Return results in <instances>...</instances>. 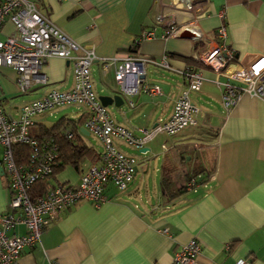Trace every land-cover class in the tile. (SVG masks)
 Wrapping results in <instances>:
<instances>
[{
    "label": "crops",
    "instance_id": "1",
    "mask_svg": "<svg viewBox=\"0 0 264 264\" xmlns=\"http://www.w3.org/2000/svg\"><path fill=\"white\" fill-rule=\"evenodd\" d=\"M32 1L70 38L93 47L96 59L90 72L96 95L119 92L124 99L120 107L106 106L117 124L139 133L171 114L174 100L185 87L182 75L147 65L145 82L158 85L160 93L132 96L121 92L114 75L119 58L126 53L155 58L166 53L173 67L187 64L198 46L182 33L163 36L169 19L179 24L192 16L170 8L177 0ZM195 13L200 29L210 37L218 26L225 27L224 43L234 50L235 63L248 64L264 56V0H207ZM159 15L165 18L160 21ZM148 29H153L154 37L140 41L141 33ZM12 30L6 21L0 33L4 38ZM196 68L204 77L200 89L190 93L197 124L175 135L156 134L141 148L145 152L115 139L120 150L136 159L127 187L119 189L108 182L99 206L81 201L61 211L41 232L38 242L23 248L19 264H170L191 238L201 244L196 264H234L239 259L264 264V97L243 93L224 110L221 83L225 77L205 66ZM41 70L46 81L31 83L21 92L16 72L0 67V99L7 114L16 115L24 102L50 89L72 87V62L51 56ZM27 94L32 98L20 105L10 102ZM72 106L35 115L30 134L38 137L57 122L72 121L78 127L76 143L100 154V144L94 139L100 146L97 149L87 141L92 135L80 131L86 109ZM67 130L68 125L61 129L63 133ZM16 153L15 158H20ZM187 160L192 162L185 164ZM93 163L86 159L79 170L64 165L47 184L75 186ZM163 165L174 169L175 187L184 185L187 176L200 169L199 182L169 200L160 186ZM181 170L184 178H180ZM8 197L7 176L0 167V212L7 210ZM13 232L24 234V226H16Z\"/></svg>",
    "mask_w": 264,
    "mask_h": 264
},
{
    "label": "built area",
    "instance_id": "2",
    "mask_svg": "<svg viewBox=\"0 0 264 264\" xmlns=\"http://www.w3.org/2000/svg\"><path fill=\"white\" fill-rule=\"evenodd\" d=\"M207 0H177L170 8L192 15L182 23L173 19L165 23L163 36L187 33L198 48L192 58L216 75L225 77L221 83V103L224 110L233 106L241 94L264 97V56L248 64L235 63L234 50L224 43L225 27H217L212 37L199 27L195 9ZM220 17L224 14L219 13ZM165 15H159L161 21ZM6 21L13 30L0 39V67H9L16 72L15 82L24 92L31 83H44L46 77L42 66L51 56L72 62L73 84L69 90L50 89L38 98L24 102L19 112L7 114L0 99V167L7 176L9 193L7 210L0 212V264H19L24 247L39 241L41 232L58 214L81 201L99 206L104 201L103 188L112 182L117 188L125 189L134 175V155L120 150L115 139L140 150L156 134L175 135L182 129L197 124V109L190 93L198 91L204 77L199 68L185 64L181 68L172 66L169 55L160 57L126 53L119 58L115 70V82L121 92L132 96L139 92L155 95L160 88L145 82L147 65H156L182 75L185 87L173 103L171 114L155 126L139 129L135 133L117 124L96 95L91 79L90 66L96 55L93 47L82 45L70 38L49 17L38 10L32 0H0V31ZM154 37L153 29L145 30L141 40ZM63 105H76L86 109L84 127L100 144V159L81 174L74 186L64 184L48 185L44 192H33L38 182L45 181L57 163L59 148L53 138L38 139L30 134L29 128L37 114L46 113ZM70 132L66 136L71 137ZM15 145L29 147L24 162L14 156ZM163 148H165L163 146ZM198 183L192 178L186 183L190 189ZM23 225L25 233L13 232ZM201 251L200 242L191 238L177 251L170 264H196ZM234 264H253L244 259Z\"/></svg>",
    "mask_w": 264,
    "mask_h": 264
},
{
    "label": "trees",
    "instance_id": "3",
    "mask_svg": "<svg viewBox=\"0 0 264 264\" xmlns=\"http://www.w3.org/2000/svg\"><path fill=\"white\" fill-rule=\"evenodd\" d=\"M186 63L194 67H204L202 64L195 61L192 57L187 59ZM67 125L70 128V130H67V132H70L72 134L71 137L69 138L66 136V133H63L61 131V129L66 128ZM77 133H78V127L76 124H73L72 121H67L63 124L61 121V122H57L55 125H53L50 128L43 129L41 134L38 137H36L38 139H42L45 137L53 138L58 145L59 156L57 158V163L53 167V171L51 175L54 174V172L58 171V169L62 168L64 165L67 164L71 165L76 170H79V167L86 159H88L92 163L99 161L100 154L97 153L91 146L82 144L80 142L76 143L75 136ZM13 150L15 151V153L16 152L20 153L19 155L20 158L16 159L18 162H24L26 160L28 153L30 152L29 147L26 145H15ZM173 172L174 169L171 168L170 166L163 165L161 168L160 186L163 191V196L169 200L185 192L187 190L186 183L189 182L192 178L197 179V176L202 172V170L200 169L196 170L194 173L188 175L186 183L180 187H175L173 185V181H172ZM48 178H46L45 181L43 180L41 182H38L36 185H34L32 191L39 193L44 192V190H46V188L49 185L47 184Z\"/></svg>",
    "mask_w": 264,
    "mask_h": 264
},
{
    "label": "water",
    "instance_id": "4",
    "mask_svg": "<svg viewBox=\"0 0 264 264\" xmlns=\"http://www.w3.org/2000/svg\"><path fill=\"white\" fill-rule=\"evenodd\" d=\"M182 36L189 37L187 33H182ZM98 99L100 103L105 107L111 104H113L115 107H120L124 103V99L119 92H116L112 95H99ZM80 131H82L85 135L89 134L88 131L84 127L80 128ZM142 150L143 149H141V152H145Z\"/></svg>",
    "mask_w": 264,
    "mask_h": 264
},
{
    "label": "rangeland",
    "instance_id": "5",
    "mask_svg": "<svg viewBox=\"0 0 264 264\" xmlns=\"http://www.w3.org/2000/svg\"><path fill=\"white\" fill-rule=\"evenodd\" d=\"M1 38H3V35L0 33V39ZM32 96L33 95H30V94L15 96V97L10 99V102L12 104L20 105L21 103L24 102V100L30 99V98H32ZM68 107H71V106H68ZM72 107H77V106L73 105ZM67 109H69V108H67ZM87 141L90 142L92 145L96 146L97 149L100 148V146L97 144V142H94V138L92 136H87ZM188 157H189V155H186V158H188ZM191 162L192 161L187 160L185 162V164H190ZM181 175H182V170H181ZM181 175H180V178L181 177L184 178V176L183 175L181 176ZM178 184H180V183L178 182Z\"/></svg>",
    "mask_w": 264,
    "mask_h": 264
}]
</instances>
